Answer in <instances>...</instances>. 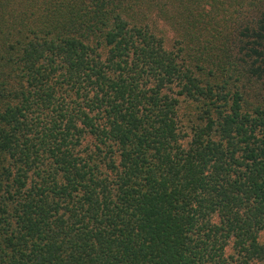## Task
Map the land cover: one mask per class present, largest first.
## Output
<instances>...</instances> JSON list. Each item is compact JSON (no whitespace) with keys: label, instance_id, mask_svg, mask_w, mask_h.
Masks as SVG:
<instances>
[{"label":"trees","instance_id":"obj_1","mask_svg":"<svg viewBox=\"0 0 264 264\" xmlns=\"http://www.w3.org/2000/svg\"><path fill=\"white\" fill-rule=\"evenodd\" d=\"M143 4L0 0V264L264 262V0L176 51Z\"/></svg>","mask_w":264,"mask_h":264},{"label":"rangeland","instance_id":"obj_2","mask_svg":"<svg viewBox=\"0 0 264 264\" xmlns=\"http://www.w3.org/2000/svg\"><path fill=\"white\" fill-rule=\"evenodd\" d=\"M143 12L147 17L144 21L164 38L165 46L169 50H177L182 44L193 41L187 36L183 28L188 24L197 25L195 19L188 20L185 15L193 13L197 20L205 18L210 24L225 27L236 19H251L254 0H143ZM214 17L215 20H212ZM230 19V20H229ZM229 20V21H227ZM185 35L187 37H185ZM248 100L254 105H264V83L254 84L252 90L247 91ZM184 105L181 115L184 126L192 109ZM194 107V106H192ZM232 254V249L227 250ZM260 264H264L260 263Z\"/></svg>","mask_w":264,"mask_h":264}]
</instances>
